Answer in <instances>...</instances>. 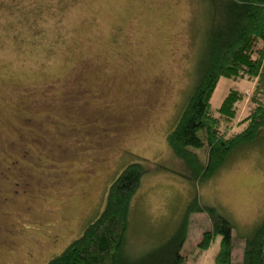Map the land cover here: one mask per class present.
I'll list each match as a JSON object with an SVG mask.
<instances>
[{
	"label": "rangeland",
	"instance_id": "rangeland-1",
	"mask_svg": "<svg viewBox=\"0 0 264 264\" xmlns=\"http://www.w3.org/2000/svg\"><path fill=\"white\" fill-rule=\"evenodd\" d=\"M208 0H0V264H45L102 210L107 189L133 159L165 165L144 176L131 207L128 255L170 237L192 199L243 235L264 218V141L193 184L168 143L210 23ZM254 82L221 79L246 96ZM185 264H213L219 236L189 219ZM249 227V228H248ZM131 254V255H130Z\"/></svg>",
	"mask_w": 264,
	"mask_h": 264
},
{
	"label": "trees",
	"instance_id": "trees-1",
	"mask_svg": "<svg viewBox=\"0 0 264 264\" xmlns=\"http://www.w3.org/2000/svg\"><path fill=\"white\" fill-rule=\"evenodd\" d=\"M210 23L199 77L185 97L167 143L180 160L185 179L193 184L213 177L238 151L264 141V0H208ZM254 82L249 110L239 118L245 101L240 89H228L217 106L212 103L221 79ZM168 168L133 159L110 183L102 210L58 255L45 264H185L182 253L192 214L205 213L209 226L196 249L204 253L219 236L213 264H264V218L243 235L240 260L233 257L234 222L215 206L195 196L173 234L141 254L128 255L132 201L144 176Z\"/></svg>",
	"mask_w": 264,
	"mask_h": 264
}]
</instances>
